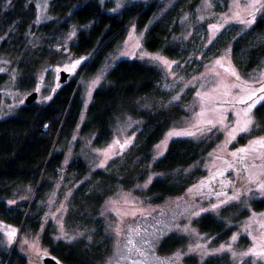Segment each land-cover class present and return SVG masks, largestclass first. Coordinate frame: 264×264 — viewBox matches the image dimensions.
Segmentation results:
<instances>
[{"label":"rangeland","instance_id":"rangeland-1","mask_svg":"<svg viewBox=\"0 0 264 264\" xmlns=\"http://www.w3.org/2000/svg\"><path fill=\"white\" fill-rule=\"evenodd\" d=\"M33 1L35 21L56 25L59 19L50 11L52 0ZM98 1L112 13H120L132 4L150 5L157 1L160 6L155 19L143 31L130 24L124 40L106 56L98 72L88 78L84 77L85 67L96 52L78 56L71 49L81 26L68 18L61 30L39 34V43L49 44L61 53V58L38 73L36 102L49 99L63 70L68 73V80L76 77L83 87L86 107L114 62L135 58L156 65L161 72L160 91L145 98L144 106L179 105L183 116L153 146L148 166L141 164L142 169L146 167L145 179L109 194L93 221L82 218L86 215L84 209L69 216L71 209L76 210L72 205L75 192L91 179L93 171L114 167L113 162L120 164L127 159L136 145L141 120L132 116L118 118L111 139L101 146L93 144V135L81 136L76 131L64 151L62 165L81 159L87 172L77 177L74 172L60 170L38 200L42 208L41 229L21 233L14 225L0 221L2 242L10 248L16 246L27 264H43V258L50 253L42 243L41 233L50 223L55 240L70 243L84 239L105 244L109 252L100 264H188V257H196L199 264L210 257L227 264H264V210L251 207L252 200L264 198V131H258L254 115V108L264 100V57L252 69L244 70L249 51L264 44V32L252 30L257 19L264 18V0ZM189 4L193 6L187 8ZM173 7L180 13L172 32L181 53L178 58L150 51L143 42L149 25ZM234 45H238L236 51ZM5 73L16 76L7 58L0 59V74ZM1 93L0 116L7 117L25 104L30 91H19L9 84L3 86ZM252 105V123L247 125V131H240L249 119L245 113ZM217 136L219 139L200 160L183 169L184 174L198 169L201 175H195L181 194L158 203L149 201L145 195L147 187L154 178L162 176L153 172L151 165L166 152L171 141H209ZM242 136L246 137L244 142L239 140ZM95 184L90 183L89 189ZM23 190L11 198V204L34 199L32 185ZM205 213L226 221L232 228L228 239L216 242L215 236L199 230L195 221ZM167 237L184 242L170 252H162L160 248Z\"/></svg>","mask_w":264,"mask_h":264},{"label":"trees","instance_id":"trees-1","mask_svg":"<svg viewBox=\"0 0 264 264\" xmlns=\"http://www.w3.org/2000/svg\"><path fill=\"white\" fill-rule=\"evenodd\" d=\"M197 1L192 0V3ZM51 2L50 11L59 19L54 26L52 22L35 21L33 0H0V59L7 58L16 73L15 77L0 74V105L4 85L11 84L14 89L31 92L37 85L38 73L49 64L60 61L61 53L49 44L39 43V34L61 30L68 18L81 26L71 49L78 56L96 52L85 67L84 77L88 78L98 72L106 56L124 40L128 26L133 24L136 30L143 31L155 19L160 6L157 1L150 5L132 4L120 13H112L98 0ZM190 4L187 8L193 6ZM179 15L173 7L159 16L144 34V46L150 51H161L170 58H178L181 53L179 45L173 42L172 32ZM252 30L263 33L264 18L257 19ZM237 46L234 45L235 51ZM263 57L264 44L252 48L244 70L252 69ZM160 78L161 72L154 64L135 58L120 59L104 74L86 107L83 87L74 77L58 82L46 102L25 103L11 115L0 116V221L14 225L21 233L39 231L42 208L38 200L53 184L51 178L57 177L63 168L74 172L77 177L87 172V165L81 159L62 165L64 151L74 133L93 135V144L101 146L111 139L118 118L132 116L141 120L136 145L123 163L113 162L114 167L110 165L92 172L91 179L76 190L72 203L76 210L71 209L69 216H76L80 209H84L86 215L82 218L93 221L109 194L144 180L147 171L146 167L141 168V164L148 166L153 146L184 113L179 105L144 106L145 98L159 93ZM254 115L258 131H264V100L254 108ZM245 138L240 137V142ZM218 139L219 136L209 141L196 142L187 138L171 141L166 152L151 165V170L162 173V176L154 178L147 187L145 195L149 201L158 203L168 196L181 194L197 175L202 174L198 169L184 174L183 169L200 160ZM92 182L96 186L90 190ZM28 185L35 188L34 199L11 204V198ZM251 207L264 210V198L252 200ZM195 223L200 231L215 236L216 242L228 239L232 232L225 220L210 213L199 216ZM53 233L49 223L44 226L41 240L50 255L62 264H100L109 252L103 243L84 239L68 243L55 240ZM1 238L0 233L1 264H27L26 257L17 247H7ZM183 242L181 238L167 237L160 250L170 252ZM186 262L199 264L196 257H188ZM200 264L227 263L210 257Z\"/></svg>","mask_w":264,"mask_h":264},{"label":"water","instance_id":"water-1","mask_svg":"<svg viewBox=\"0 0 264 264\" xmlns=\"http://www.w3.org/2000/svg\"><path fill=\"white\" fill-rule=\"evenodd\" d=\"M59 80H60V82H66L68 80V73L63 71V70L60 71ZM37 97H38V91L33 90L26 96L25 103L27 105L31 104V103L36 101ZM43 264H62V263L60 261H58L55 257H53L51 255H47L43 258Z\"/></svg>","mask_w":264,"mask_h":264},{"label":"snow or ice","instance_id":"snow-or-ice-1","mask_svg":"<svg viewBox=\"0 0 264 264\" xmlns=\"http://www.w3.org/2000/svg\"><path fill=\"white\" fill-rule=\"evenodd\" d=\"M248 23H252V21H248ZM262 91H264V89H262ZM250 99H251V97H250ZM252 107H254V105L250 106L249 109H248V111L245 113V115L248 116L249 119L246 122L245 126L241 127L240 131H247L248 130L247 125L252 123V119H251V110H252ZM188 134L191 135V133H188ZM262 187H264V186H262Z\"/></svg>","mask_w":264,"mask_h":264}]
</instances>
